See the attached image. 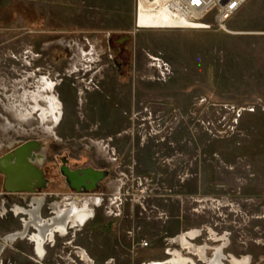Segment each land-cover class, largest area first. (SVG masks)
I'll return each instance as SVG.
<instances>
[{
  "label": "rangeland",
  "instance_id": "374dc122",
  "mask_svg": "<svg viewBox=\"0 0 264 264\" xmlns=\"http://www.w3.org/2000/svg\"><path fill=\"white\" fill-rule=\"evenodd\" d=\"M162 8V0H0V156L26 140L41 142L48 184L38 188L47 193L39 216L46 220L67 193L99 200L84 226L46 244L44 259L16 237L0 264H169L177 252L208 264L180 243L190 230L200 233L196 246L214 247L224 236L225 264L232 255L264 264L259 46L216 27L171 28L177 22ZM39 76L56 80L45 93L62 103L51 134L41 130L38 109L34 129L12 109L32 106L22 96L34 90L18 96V84L32 89ZM63 155L108 176L76 194L60 178ZM31 197L0 196V239L23 231L24 215L11 210L29 207Z\"/></svg>",
  "mask_w": 264,
  "mask_h": 264
},
{
  "label": "bare ground",
  "instance_id": "6f19581e",
  "mask_svg": "<svg viewBox=\"0 0 264 264\" xmlns=\"http://www.w3.org/2000/svg\"><path fill=\"white\" fill-rule=\"evenodd\" d=\"M161 11L166 12L164 8H162ZM53 87L54 83L52 81L42 79L36 90L31 93L30 91H25L22 99L26 100L28 98L33 100L34 103L31 107L25 106L20 102L13 105L12 109H15L14 115L17 117L18 121L29 126L30 129H34L31 124L34 120L32 117V111L38 109V111H40L39 122L41 124V130L49 134L53 133L55 126L61 121L63 115L62 103L60 102L59 97L52 92L51 95L45 93L46 89L52 91ZM39 100L44 101L46 106H39V103L37 102ZM47 119L53 120L51 125L45 123ZM6 123L5 128L18 133V129L14 123L9 120H7ZM29 149V145H24L15 151L16 158L15 156L12 157V155H8L4 158L5 161L2 160L3 162L9 163L7 165L5 164V167L2 169L9 178L4 184L6 191L12 190L8 189V184L11 182H21L26 184L34 182L35 179L32 175L35 173V170L30 166H26L22 156V152ZM13 160L17 163L15 166L10 164V161L13 162ZM3 162H1V164ZM25 170L31 175L28 176V174L25 173ZM94 203L98 204L99 200L92 196L81 197L79 195H74L70 198L64 196L60 201L56 200V202L52 203L51 207L55 208L56 214L51 219L47 220L43 215L39 216L40 210L44 204V197L32 196L29 207L15 204L11 211H13L17 217L24 215V229L23 231L18 229L17 231L19 232L16 234L0 239V259L2 258L6 247L10 243L14 241L16 242V240L19 239L31 241L34 245L35 253L38 257L44 259L47 253L46 244L49 241L53 242L58 236L64 237L68 235L69 229H79L94 216L95 210L92 207L94 206ZM198 236V230H190L186 233H182L178 239L185 249H189V252H193L194 255H197L201 261L208 264H225L223 261L226 257L224 254V248L226 247L227 242L226 238L224 236L219 238L223 243L214 247H211L208 243L196 246L192 240H195ZM16 237H18V239L15 240ZM191 248H193L192 251ZM210 248L214 249L212 256H208V249ZM230 261L232 264H248L247 259H238L233 255ZM149 264H167V262L151 261ZM169 264L197 263L194 260L187 258L186 255L177 252L173 253V257L169 260Z\"/></svg>",
  "mask_w": 264,
  "mask_h": 264
},
{
  "label": "flooded vegetation",
  "instance_id": "af4514ba",
  "mask_svg": "<svg viewBox=\"0 0 264 264\" xmlns=\"http://www.w3.org/2000/svg\"><path fill=\"white\" fill-rule=\"evenodd\" d=\"M41 78L48 79L49 81L54 82V85H56V82H55L56 80L53 81V79L50 78L49 76L48 77L39 76V78H37L35 81H33L34 83L33 82L29 83V85L32 86V89L27 88V86H26L27 83L25 81H23V82L21 81V84H18V88H21V90L17 93V95L19 96L20 93H22L25 89H29L31 91L35 90V88L37 87V83H38V81ZM6 108H7V106H6ZM34 114L37 115V112H34ZM24 145H29L30 149L29 150H25L24 152H22V156L24 158L23 160H24L26 166H30V167L34 168L35 173L32 176L34 177L35 180H34L33 183H30V184L29 183H27V184L26 183H21V182H11L10 184H8V189H12V190L11 191H6L4 184H5V181L8 180L9 178H8L7 174H5L2 171V169H3V167H5V164L7 165L9 163L8 162H3V161H5L4 158L7 157L8 155H12V157L15 156V158H16L15 151L18 148H20V147H22ZM45 153H46V149L42 146L41 142L39 140L34 139V140H26V141L18 144L16 147L12 148L10 151H8L5 154L1 155L0 156V175L4 179L3 184H2V190L4 192L1 191L0 192V196L4 195V194L18 193V194L23 195V196L28 194L30 196H39V197L42 196V197H45L47 195L46 192H39L38 191V188H44L48 184V179L45 177V173H44V171L42 169V165L45 163V160H46V154ZM59 160H60V165L58 166V172H59L60 178H62L63 182L66 185H67V182H66L65 176L61 173V167L62 166H67L72 171L77 170V169L92 167V166H81V165H79V163L72 161L71 158L68 157V155L59 156ZM1 162H3V163L1 164ZM10 164L15 166L17 163L15 162V160H13V162L10 161ZM92 168H94V167H92ZM105 170H107V169H105ZM25 173H27L28 176L31 175L26 170H25ZM99 185H100V183H99ZM99 185H98V187H99ZM68 188L71 189L69 186H68ZM71 190L75 191L73 189H71ZM72 193H74V192H72ZM75 193L76 194H82V193H85V192H81V193L75 192ZM63 196H69V194L67 193V194H65ZM51 212H53V210ZM0 261H1V259H0Z\"/></svg>",
  "mask_w": 264,
  "mask_h": 264
},
{
  "label": "built area",
  "instance_id": "2783aa9c",
  "mask_svg": "<svg viewBox=\"0 0 264 264\" xmlns=\"http://www.w3.org/2000/svg\"><path fill=\"white\" fill-rule=\"evenodd\" d=\"M249 0H162L165 11L180 29L219 28L228 32V22ZM138 14V6H137Z\"/></svg>",
  "mask_w": 264,
  "mask_h": 264
},
{
  "label": "crops",
  "instance_id": "0c3cea01",
  "mask_svg": "<svg viewBox=\"0 0 264 264\" xmlns=\"http://www.w3.org/2000/svg\"><path fill=\"white\" fill-rule=\"evenodd\" d=\"M228 29L226 33L231 37L257 41L259 51L256 70L263 72V75L259 76V81L264 82V0H249L245 3L229 20ZM251 65L254 70V59L251 60ZM258 87H264V83L258 84Z\"/></svg>",
  "mask_w": 264,
  "mask_h": 264
},
{
  "label": "water",
  "instance_id": "95a60500",
  "mask_svg": "<svg viewBox=\"0 0 264 264\" xmlns=\"http://www.w3.org/2000/svg\"><path fill=\"white\" fill-rule=\"evenodd\" d=\"M61 173L65 176L67 185L76 192L95 191L101 181L108 176V170L92 167L72 171L67 166L61 167ZM4 179L1 180V185Z\"/></svg>",
  "mask_w": 264,
  "mask_h": 264
}]
</instances>
